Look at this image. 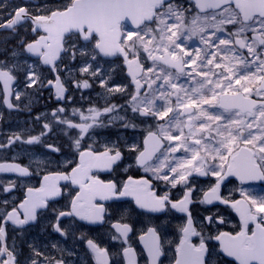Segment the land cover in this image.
Wrapping results in <instances>:
<instances>
[{"label": "snow or ice", "instance_id": "1", "mask_svg": "<svg viewBox=\"0 0 264 264\" xmlns=\"http://www.w3.org/2000/svg\"><path fill=\"white\" fill-rule=\"evenodd\" d=\"M0 32L11 33L0 41V85L9 109L19 107L9 96L20 101L27 94L12 87L17 74L23 75L25 89L54 88L57 100L70 99L61 73L71 77L70 65L77 63L79 78L72 79L76 89L92 87L91 78L108 94L127 93V85L108 87L103 67L110 58H122L133 86L128 107L157 121L142 148L126 145L135 166L146 174L139 178H101V173H116L124 160L117 142L85 146L96 128L117 122L136 127L115 104L89 107L87 114L73 109L78 120L63 115L66 109L59 107L45 119L39 135L16 132L0 141V152L40 144L57 157L29 153L27 164L17 155L0 161V173L40 178L38 187L25 186L18 203L0 201V264H21L15 237L12 247L8 245L9 225L23 233L49 209L52 231L83 240L92 264H112V256L82 229L105 224L110 240L120 244L113 255L122 264H140L141 256L144 264H164L165 257L168 264H264V194L248 187L236 188L241 199L221 194L227 177L241 186L264 182V0H0ZM16 37L9 50L8 41ZM194 40L199 43L192 47L189 42ZM102 116L108 117L107 123ZM57 129L68 137L67 154L57 144L44 143ZM181 150L185 155L177 157ZM193 173L215 178L198 201L189 183ZM154 181L182 186L183 196L173 200L169 192L158 194ZM16 187V181H9L0 190L8 194ZM60 198L66 199L65 205L53 207ZM197 202L231 207L239 225L224 231L219 227L225 224L222 216L196 219L190 205ZM132 213L147 217L138 230L141 252L130 242V234L137 231ZM171 213L184 217L176 225L178 241L166 239L167 216L155 222ZM52 247L59 258L29 243L26 264H70L64 248ZM74 255L67 251L68 257Z\"/></svg>", "mask_w": 264, "mask_h": 264}, {"label": "flooded vegetation", "instance_id": "2", "mask_svg": "<svg viewBox=\"0 0 264 264\" xmlns=\"http://www.w3.org/2000/svg\"><path fill=\"white\" fill-rule=\"evenodd\" d=\"M22 0H12V3H20ZM21 35H24L23 29H21ZM11 35L9 32H0V41H3L5 37ZM29 38H31L29 34ZM15 39L9 40L7 47L9 50L16 44ZM3 45H0L2 47ZM4 58L3 54H0V59ZM118 60H111V63L104 64L105 75L108 77V87L116 86H128L127 93L114 92L108 94L104 88H101L98 80H92L89 78V82L92 87L88 89H76L72 84L73 78H79L78 72V63L75 65H70L74 69L72 76L69 77L67 72L61 73L62 77L65 78L67 91L65 93L66 97L70 99L57 100L55 96L54 88H44L39 92H36L32 89H25L23 85V75H18V80L13 84V88L16 91H21L27 93L22 97L20 101L15 99V96H9V101L13 104H18V108L9 109L3 103V91L2 85H0V141H5L7 136L12 133L20 132L25 137L28 135H39L42 131V125L45 122V119H51V113L54 109L59 107H64L66 112L63 114L68 118L78 120V115L73 117V109H80L87 114V109L89 107L95 106L97 108L103 109L106 104H115L122 106L120 108L119 114L121 116H126L128 121L136 125L135 128L128 127L125 128L122 126L121 122L115 123L113 126L106 128H96L91 132V139L85 141V146L87 143L97 141L98 144H103L105 141L117 142L122 151L124 152V160L120 165V168L117 169L116 173H101L100 176L104 180L116 178V179H126L128 175L133 176L134 178H139L140 176L146 175L141 169L137 168L134 163V154L129 153L126 150V145L139 144L140 147H143V139L147 134L149 129L155 130L156 126H146L145 117H140L138 114L131 112L130 107H128L129 94L133 91V86L131 85L130 79L126 75V68L124 67L122 61L119 58ZM61 68H64V65H61ZM112 69H115L114 71ZM47 72V69L44 70ZM49 78H54L51 73L48 74ZM110 76V77H109ZM27 105V107H25ZM171 115V114H170ZM37 116H42V119L38 122L36 120ZM102 120L105 123L108 121L107 116H102ZM150 122H157L153 118H147ZM75 131L72 130V135H75ZM68 137L63 135L62 132L57 129L52 134H49L44 138V143H53L60 146L65 154L69 152L67 147ZM182 151V150H181ZM183 152V151H182ZM29 153L36 156H42L47 158L51 156L53 159L57 158L56 154L49 153L48 150L43 145H32L23 146L21 150L20 145H16L14 149H9L7 151L0 152V161L9 160L11 161L14 155L18 156L19 162L22 164H27L29 162ZM184 153V152H183ZM185 154V153H184ZM126 165H131L128 167L127 172L123 171ZM39 177L33 176L30 178H19L12 173H0V188L7 185L9 181H16L17 187L11 193L5 194L0 190V201L8 199L11 202L18 203L23 199L25 186L34 185L39 186ZM189 183L194 187L195 191L192 194L194 201H198L202 197V190H207V188L215 183V178L212 176L202 177L198 176L195 173L189 177ZM155 190L158 194H163L164 192H169L171 199L177 200L183 196L184 189H181L179 186L176 188H171L170 185H165L163 181H154ZM238 187H243L241 185L235 184L233 181H230L227 185L225 180L221 183V194L225 197L232 194L233 199H241L239 193L236 190ZM245 187L251 188L254 190V194L264 193V182H250L246 184ZM66 203L65 198H60L57 203L53 204L55 208H62ZM125 208L129 207V203L125 202L123 205ZM134 207V206H133ZM191 211L194 216L203 218L207 215H218L222 216L225 220L224 225H220V230L232 231L234 228H237L239 225V216L235 213L231 207L220 204L219 202H214L211 205H202L200 203H193L190 205ZM165 216L168 217L170 221L167 224L166 234L177 237L178 233L176 231V225L183 220V215L178 213L163 214L159 220H156V223H161L164 221ZM53 218L51 209L48 213L43 215L39 222L35 225H32L24 230L21 233L19 230L13 231L11 225L8 228V245L12 247L13 238L15 237V244L18 249V258L21 261V264H26V257L31 255L28 244H34L36 248L44 252L48 256L60 257V252L57 249L52 247L53 244H58L60 248H64L65 254L64 258L70 261V264H79V258L77 256V250L79 245L83 240L76 239L72 235H69L67 239L60 237L57 233L53 232L48 221ZM131 218L136 222L138 227H141L142 223H147V217L143 215H137L132 213ZM65 223H68L65 220ZM106 229L109 227L106 224ZM84 232L89 230V227L82 229ZM93 230V227L90 231ZM215 231V228L212 229ZM92 238V237H91ZM98 242L103 247L110 249L111 244L113 243L110 240V237L102 236ZM67 251H72L75 255L72 257L67 256ZM88 264H92L91 259Z\"/></svg>", "mask_w": 264, "mask_h": 264}]
</instances>
